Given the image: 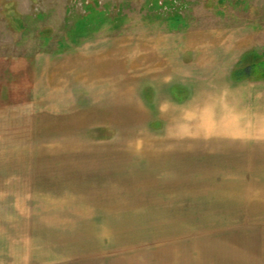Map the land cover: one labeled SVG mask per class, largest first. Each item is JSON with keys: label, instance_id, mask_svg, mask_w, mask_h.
<instances>
[{"label": "rangeland", "instance_id": "374dc122", "mask_svg": "<svg viewBox=\"0 0 264 264\" xmlns=\"http://www.w3.org/2000/svg\"><path fill=\"white\" fill-rule=\"evenodd\" d=\"M241 29L252 33V45L264 60V0H0V73L6 86L14 85L27 68L31 72L44 64L46 56L103 53L110 42L117 63L127 59L132 64L126 76L132 88H143L152 101L153 95L145 94V87H152L140 81L145 75L141 62L156 60L162 44L170 58L180 49L197 53L195 63L183 66L184 73L210 68L219 78L237 54L234 45H228L229 32ZM236 34L233 42L238 44L243 40ZM88 65L92 68L91 62ZM152 71L150 82L157 84V71L148 73ZM253 74L250 79L258 80L260 73ZM112 93L115 102L92 107L91 116L102 118L113 110L119 114L125 102L118 91ZM181 95L184 100L179 102L184 103L193 92ZM27 96L3 88L0 103L18 104ZM126 100L131 112L127 103L124 130L91 132L93 147H110L116 155H77L74 152L91 148L84 138L45 139L44 134L50 138L54 133L44 129L42 105L33 109L34 138L18 141L16 155H11L15 141L0 142V151L2 143L13 144L4 148L10 155L0 152V228H5L0 246L9 232L16 236L21 230L19 245L0 252V264H264V172L248 171L263 168L257 163L264 164V149L242 150L257 157L229 156L223 142L205 136L221 131L220 125H192L188 118L177 128L154 123L158 137L168 130L187 133V138L197 134V143H186L198 152L191 157L198 169L196 187L183 190L187 194L182 200L195 202L188 214L182 210L180 219L179 211L147 213L145 198L153 202V211L160 198L156 189L155 194L145 189V152L138 150L145 148V118L137 119L140 104L134 94ZM188 106L182 111H190ZM153 111H159L157 100ZM129 112L134 121L129 122ZM68 122L58 120L54 128L72 135ZM112 137L116 140H104ZM181 147L184 151L183 143ZM11 159L14 170L7 167ZM188 174L181 172L183 178ZM12 202L20 204L17 211ZM11 217L20 220L11 222Z\"/></svg>", "mask_w": 264, "mask_h": 264}, {"label": "crops", "instance_id": "0c3cea01", "mask_svg": "<svg viewBox=\"0 0 264 264\" xmlns=\"http://www.w3.org/2000/svg\"><path fill=\"white\" fill-rule=\"evenodd\" d=\"M236 32V35L241 36L240 39L243 40L238 44L233 42ZM227 40L229 44L225 42L226 45H234L236 51L234 53L237 54L226 64V70L219 78L215 77L210 68L209 70L201 69L197 73H184L183 66L186 67L185 64L187 63L190 65L195 63L193 59L197 58V53H192V50L189 52L192 48L186 51L180 49L179 52L177 51L174 54L173 58H170L169 55H166L165 45L162 44L164 48L159 50L156 60L148 59L141 62L143 68L145 66V72L143 73L145 75L141 77L140 81H143L145 86L148 84L152 87H145V94L148 92L153 95L151 97L152 101L149 100L148 96L143 95V88H132L131 78L127 79L126 77L127 72L132 71V64H129L127 59L119 60L117 63L115 53L109 51L110 42L107 52L103 51V53L75 52L46 56L43 60L44 64H41V66L36 65V68L31 72H27V68L23 80L15 81L14 85L6 86L0 73V92L3 91V88H9L10 92L14 89L15 92L21 90L28 94L27 99H24L21 103L17 102L18 104L0 103V142H16L14 148H12L13 144L5 145L2 143V151L0 152L1 154L10 155L4 149L10 146L12 148L11 155H16L19 151L18 141L34 138L35 132L32 123L36 116L33 109L36 105H42L44 129L49 127L47 130L54 133L50 138H47L44 134L45 139L65 141L84 138L91 148L74 152L77 155L84 156L86 154L93 158H105L111 154L116 155V150L108 149L110 147L106 149L93 147L90 143L91 132L95 129L110 130L111 132H115L116 129L119 132L124 130L126 126L123 123L126 119L127 103L128 111H130V105L126 97L128 98V96L134 94L140 104L138 110L140 115L137 119L141 121L143 116L145 118V148L140 146L138 149L145 152V189L151 190V192L148 191L149 194H155L154 190L156 189V195L160 198L157 202V211L151 210L150 207H153V202H148L149 196L145 198V210L150 214L161 212L166 213V215L170 213L177 215L176 213L179 211L177 217L181 219L182 210H185L188 214L192 210V204L195 203L193 201L188 204V202L183 201L182 195L187 194L183 190L196 187L194 181L196 176L194 174L198 169L197 160L194 158L197 157L198 152L194 148V144L186 143V141L194 140L197 143L199 139L197 134L187 138V133L170 132V130L167 133L165 132L162 137H158L157 133L153 131L155 130L154 123L176 127L183 124V120L188 118V122L193 123L192 125H220L221 131L205 133V136L209 141L218 140L223 142L222 150H228L229 156L254 155L257 157L259 154L246 152L245 154L242 153V150H248L249 148L264 149V78L251 80L250 77L254 74L249 72H245L242 77L236 76V71L244 56L247 53L256 51L252 45V33L247 29L231 30ZM112 43L115 45L114 42ZM90 62L92 68L88 65ZM68 63L70 64L68 65ZM207 66L205 68H208ZM147 70L157 71V84L150 82V76L155 75L153 71L148 73ZM11 73L15 77L14 73L16 72L12 70ZM114 91H118L122 101L125 102V105L122 103L119 106V114H116L112 109V114L105 113L106 115L102 118L96 117V115L91 116L90 110L92 107H100L105 102H115L111 100ZM186 92H193V95L184 103H180L184 100L181 93ZM156 100L159 103V111L154 114L153 108H155ZM186 103L189 105L187 110L190 111L185 113L182 110L186 109ZM203 109L204 112H202ZM130 112L128 113L129 122L134 121ZM66 119L69 121L70 128L75 135L64 133V131H56L54 128L56 121ZM113 138L104 140H116V138ZM141 142L143 143V139ZM182 143L184 151L181 147ZM110 145L108 144V146ZM63 154L65 153L63 152ZM65 156L68 157V155ZM192 156H194V160L191 159ZM98 161H102V159ZM7 163V167L12 170L16 168L14 159L7 161ZM257 165L259 167L264 164L257 163ZM75 170L77 171V169ZM183 170L189 173L184 178L181 176ZM248 171L264 172V166L253 170L250 168ZM97 201L98 199L93 201L92 204H96ZM12 204L17 205V211L20 204L18 202H12ZM109 209L111 208L109 207ZM25 218L26 220L32 219L31 217ZM1 220L0 225L4 226ZM14 220L19 221L20 219H12L11 222ZM10 227L13 230L12 223ZM2 230H5V228L1 227L0 233ZM20 232L21 230L18 231L16 236L9 232L6 244L0 246V252L5 250V246L15 247V245H19L17 239L21 235ZM22 235L28 236L26 233ZM8 242L10 245H8ZM9 262L10 260H7L1 262V264H9Z\"/></svg>", "mask_w": 264, "mask_h": 264}, {"label": "trees", "instance_id": "16d2710c", "mask_svg": "<svg viewBox=\"0 0 264 264\" xmlns=\"http://www.w3.org/2000/svg\"><path fill=\"white\" fill-rule=\"evenodd\" d=\"M259 57L260 56L257 54V51H252L250 53H247L244 56V58L242 59L240 65L236 71V76L242 77L245 72H249L251 74L260 73V76L258 78L260 79V77H261L263 79L264 78V68L260 67L259 65L260 64L264 65V60H262V59L260 60ZM255 68H256V70H255Z\"/></svg>", "mask_w": 264, "mask_h": 264}]
</instances>
